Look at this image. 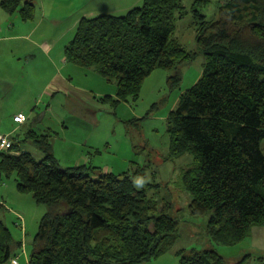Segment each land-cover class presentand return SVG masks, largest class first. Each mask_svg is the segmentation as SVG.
<instances>
[{"label": "trees", "instance_id": "16d2710c", "mask_svg": "<svg viewBox=\"0 0 264 264\" xmlns=\"http://www.w3.org/2000/svg\"><path fill=\"white\" fill-rule=\"evenodd\" d=\"M219 1L218 18L210 21L199 11L209 0H194L203 73L180 95L166 125L167 160L192 157L181 181L191 198L188 213H211L206 233L224 247L264 227V0ZM0 9L24 22L35 17L29 1L0 0ZM184 14L181 0H143L125 15L83 17L64 59L115 83L113 105L137 101L154 71L176 73L192 60L194 54L174 38L175 20ZM179 80L178 74L169 78L171 89ZM29 139L41 160L22 152L13 139L9 150L0 151V180L14 174L19 193L49 207L30 255L24 254L27 264H143L173 248L179 220L169 203L148 198L126 174L93 180L84 166L61 168L48 135L30 132ZM19 244L0 221V264L16 257ZM176 256L179 264H226L215 250H181ZM251 259L247 255L236 264Z\"/></svg>", "mask_w": 264, "mask_h": 264}, {"label": "rangeland", "instance_id": "374dc122", "mask_svg": "<svg viewBox=\"0 0 264 264\" xmlns=\"http://www.w3.org/2000/svg\"><path fill=\"white\" fill-rule=\"evenodd\" d=\"M22 1H29L34 5L33 21L24 22L18 14L8 15L0 9V23L9 19L1 26L6 34L11 29V23L15 20L18 22L12 31V35L17 37L14 43L3 42L5 34L0 32V57L2 61L16 63L13 70L17 81L12 85L19 102L22 100L25 104L29 99V106L24 110L25 115H29L27 123L13 138L19 149L31 154L36 160H41L43 155L29 139V131L43 135L45 128L49 127L52 130L49 134L52 150L61 168L84 166L86 174L93 180L99 179L102 174H126L131 178L133 186L135 181H143L142 186L134 187L145 191L148 198L160 204L169 203L173 208L172 217L179 220L177 241L167 254L143 264H179L176 252L191 249L215 250L226 264H236L247 255L253 258L250 264H264V227L251 228L246 239L238 245L223 247L212 243L206 233L212 214L190 216L187 208L191 198L181 185L182 177L192 168V157L185 155L180 159L167 160L170 139L166 118L175 109L180 95L200 79L205 63V58L198 53L195 43L196 27L191 11L194 0H181L185 14L183 18L175 20L174 33L178 43L187 52L194 54L192 60L181 65L176 73L154 71L143 84L137 101L129 100L113 105L111 101L115 99L114 96H109L112 99L104 101V95H114L115 83L102 79L94 68L82 69L68 63L63 74L70 75L76 85L102 91L103 97L98 99L99 110H88L85 116L78 114L83 106L73 99H58L62 100L60 102L51 100V95L44 90V86L55 72V67L47 60L29 65V59L23 50L29 43H33L36 49L33 54L37 57L40 53L38 46L55 45L60 48V58L63 47L73 40L77 21L83 13L95 15L92 17L101 13L125 15L126 11L120 14L119 8L133 6L139 0ZM142 2L140 0L137 6H141ZM219 7V0H209L199 11L207 20L215 21ZM87 17L92 19L91 16ZM2 61L0 64L4 63ZM59 62H62L61 59L57 64ZM175 74L179 75L180 80L171 89L168 80ZM5 84L2 69L0 85L4 87ZM5 100L7 101V97ZM48 108H51L50 113L46 112ZM62 123H65L66 130L62 129ZM262 149L264 151V141ZM15 180L14 174L2 176L0 180V203L3 204V207L0 206V221L11 232L14 243L24 242L15 249L14 255L18 257L19 264H27L25 255H30L39 223L49 212V207L36 204L30 194L19 193ZM6 188L8 196L4 194ZM18 225L24 228V234ZM6 264L11 263L9 261Z\"/></svg>", "mask_w": 264, "mask_h": 264}, {"label": "crops", "instance_id": "0c3cea01", "mask_svg": "<svg viewBox=\"0 0 264 264\" xmlns=\"http://www.w3.org/2000/svg\"><path fill=\"white\" fill-rule=\"evenodd\" d=\"M140 0L137 3H133L137 6L139 4ZM133 6H125L119 8L122 14L123 12L131 9ZM99 14V13H97ZM103 14V13H101ZM100 15V14H99ZM87 16H95L91 15L90 13H83L80 18L87 17ZM20 18V17H19ZM89 18V17H87ZM9 20V19H8ZM8 20H5L0 23V32H4V36L2 37L3 42H15L17 37L12 35V31L15 30V27L17 26L18 22L15 20L11 23L9 33H5L4 29H1L2 25H5ZM11 21V20H10ZM80 20L78 19L77 22ZM28 39V37H26ZM1 40V39H0ZM69 44V43H68ZM67 45L63 47V54L59 58L60 48L54 46H48V45H42L38 46L37 49L40 52L37 57H35V54H33L36 49L34 48L35 45L33 43H29L25 50H23L26 53V56L29 59V65H33L35 62L47 60L52 63V65L55 67V72L53 75L45 82L44 90L51 95L52 101H62L58 99H73L80 104H82V108L79 110L78 114L85 116L87 114L88 110H91L92 112H95L99 110V100L103 97L101 95L102 91L99 89H87L85 87H81L79 85H76L70 75L63 74V71L68 67L69 65L65 59H64V48ZM9 49L11 51V46H9ZM39 57V59H38ZM52 58V60H51ZM61 59L62 62L58 63V60ZM0 61H2V58L0 57ZM3 64H0V70H4V79L6 81V84L4 87L0 85V137L2 136H8L11 140L14 138L15 134L23 128V126L27 123L29 115H25L24 110L27 106H29V99H27V102L24 104L22 100L19 102V97L16 91H14V85L12 83L17 81V76L14 72V64L15 62H12L10 60L2 61ZM61 67V69H59ZM6 87V88H5ZM6 89V90H5ZM9 94V96H8ZM104 96H114L115 97V91L114 95H104ZM7 97V101L5 98ZM46 112H51V108H48ZM22 114L26 118V122L24 124L18 125L13 122V117ZM62 129L66 130L65 123H62ZM33 132V131H29ZM36 134L35 132H33ZM52 133L51 128H45L44 134L48 135ZM43 134V135H44ZM37 135V134H36ZM49 142L50 136H49ZM52 146V144H51ZM107 146V145H106ZM53 149V147H52ZM53 152V150H52ZM98 152V151H97ZM54 155V153H53ZM55 157V155H54ZM56 158V157H55ZM5 195H9L6 191L4 192ZM2 202V201H0Z\"/></svg>", "mask_w": 264, "mask_h": 264}, {"label": "built area", "instance_id": "2783aa9c", "mask_svg": "<svg viewBox=\"0 0 264 264\" xmlns=\"http://www.w3.org/2000/svg\"><path fill=\"white\" fill-rule=\"evenodd\" d=\"M13 122L15 124L21 125L24 124L26 122V118L22 115V114H18L16 116L13 117ZM12 145V141L8 136H2L0 137V151H7L11 148ZM20 229L22 231V233L24 232V228L22 226H20ZM24 244V242H23ZM23 253H24V249H23ZM25 254V253H24ZM11 264H19L18 262V257H13L10 260Z\"/></svg>", "mask_w": 264, "mask_h": 264}, {"label": "clouds", "instance_id": "9594fccd", "mask_svg": "<svg viewBox=\"0 0 264 264\" xmlns=\"http://www.w3.org/2000/svg\"><path fill=\"white\" fill-rule=\"evenodd\" d=\"M142 184H143L142 180H137V181H135V185L134 186L139 187V186H142Z\"/></svg>", "mask_w": 264, "mask_h": 264}]
</instances>
